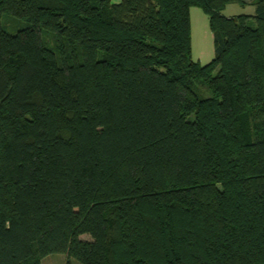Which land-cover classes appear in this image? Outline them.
<instances>
[{
    "label": "trees",
    "instance_id": "1",
    "mask_svg": "<svg viewBox=\"0 0 264 264\" xmlns=\"http://www.w3.org/2000/svg\"><path fill=\"white\" fill-rule=\"evenodd\" d=\"M231 3L0 0V264H264V0Z\"/></svg>",
    "mask_w": 264,
    "mask_h": 264
},
{
    "label": "rangeland",
    "instance_id": "2",
    "mask_svg": "<svg viewBox=\"0 0 264 264\" xmlns=\"http://www.w3.org/2000/svg\"><path fill=\"white\" fill-rule=\"evenodd\" d=\"M247 1L248 3L246 5H241L239 3L228 4L224 10V14L230 16L238 14H255V6L252 4L254 0ZM191 19L193 59L200 61L202 64H206L210 62L215 55L214 34L209 25V16L204 13L200 7L194 6L191 8ZM2 21L5 29L10 33H15L28 24L25 19L12 14H5ZM255 22V19L251 20L252 24H255ZM43 35L46 45L57 48L58 43L52 34L44 33ZM81 237L83 239L91 238L89 234H83ZM41 262L42 264H82L79 260L69 257L64 252L51 253L45 256Z\"/></svg>",
    "mask_w": 264,
    "mask_h": 264
},
{
    "label": "crops",
    "instance_id": "3",
    "mask_svg": "<svg viewBox=\"0 0 264 264\" xmlns=\"http://www.w3.org/2000/svg\"><path fill=\"white\" fill-rule=\"evenodd\" d=\"M204 12V11H203ZM205 13V12H204ZM191 22H192V19H191ZM209 25H210V21H209Z\"/></svg>",
    "mask_w": 264,
    "mask_h": 264
}]
</instances>
